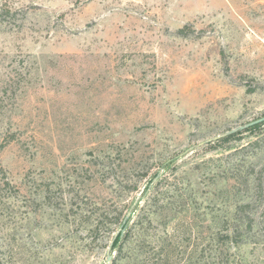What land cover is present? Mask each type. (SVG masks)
<instances>
[{
	"label": "rangeland",
	"instance_id": "obj_1",
	"mask_svg": "<svg viewBox=\"0 0 264 264\" xmlns=\"http://www.w3.org/2000/svg\"><path fill=\"white\" fill-rule=\"evenodd\" d=\"M3 6L0 264H105L135 200L111 264H264V123L203 143L264 116V0Z\"/></svg>",
	"mask_w": 264,
	"mask_h": 264
},
{
	"label": "trees",
	"instance_id": "obj_2",
	"mask_svg": "<svg viewBox=\"0 0 264 264\" xmlns=\"http://www.w3.org/2000/svg\"><path fill=\"white\" fill-rule=\"evenodd\" d=\"M16 12L17 11H11L8 7H5V6H3L2 8H0V19L1 20H14L15 18H16ZM264 123V122H263ZM255 126V125H254ZM251 127H253V126H251ZM247 129V128H246ZM239 132H241V131H239ZM239 132H236V133H239ZM236 133H234V134H231V135H228V136H225V137H223V138H220V139H217V141L215 142V143H220V142H223V141H226V140H228V139H230V138H233L234 136H235V134ZM108 156L106 157V159H105V163H107V164H110L111 166H116L117 167V165L120 163L119 161L117 162V160H116V158H115V155H113V154H107ZM130 156H131V158L132 157H134V152H133V154H129ZM104 159V158H103ZM116 162H117V164H116ZM159 173V171L158 172H156V173H154V175H153V177L151 178V180H150V182H149V184L151 183V181H152V179L156 176V174H158ZM146 175V174H145ZM94 179H95V176H93L91 179H90V181L91 180H93L94 181ZM160 181H161V178L159 177L158 179H157V181L155 182V183H153L152 185H151V188H150V190H149V193H148V195H145V199L146 200H150L151 199V196H150V193H151V190L153 189V188H156L157 187V185L160 183ZM258 184V188L260 189V191H259V193H260V197H263V185H262V181H261V178H259V180H258V182H257ZM130 187V186H129ZM147 187H148V185L145 187L146 188V190H147ZM131 188H137V186L135 185H132L131 186ZM49 190H48V193H46L45 195H46V198H47V200H51V196H50V194H49ZM147 194V193H146ZM86 196H87V199H88V197H89V199H90V196H88L87 194H86ZM46 198H45V200H46ZM88 199V201L87 202H85V205L86 206H84V207H79V209H78V211L76 212V214H79L78 216H82V215H85L83 218H82V220L81 221H83V223L85 224V225H87L88 227H89V225H88V223H90V221H91V219L94 217V215H96L97 214V210H98V201H97V198L96 197H94L93 198V200H89ZM139 202V201H138ZM138 202L136 203V205H135V207H134V209H133V213H132V216H133V214H134V212H135V210H136V208H137V206H138ZM153 203V202H152ZM130 205L131 204H128V205H123L122 207H121V209H119L118 211V213H116L115 214V216H114V219H113V223H114V228L112 229V230H110L109 231V239L111 240V238H112V236H113V234H114V232L117 230V228H118V226L120 225V223H121V221H122V219H123V217H124V215H125V213L127 212V210L129 209V207H130ZM250 204H243V205H241L240 207H239V209L242 211V212H246V209H250ZM87 215V216H86ZM131 216V217H132ZM131 217H130V219H131ZM96 220L98 219V217L97 218H95ZM130 219H129V221H130ZM252 221H253V218L252 217H250L249 215H247V229H249V230H251V226H252ZM96 223V224H95ZM93 225H94V227L95 226H97V222H95ZM91 229V228H90ZM129 235H130V227L127 225V228H126V231H125V233H124V235L122 236V237H117L116 239H115V241H114V244H113V247H112V251H114L115 249L117 250L116 251V256H113V260H114V262L116 261V259H118L119 257H120V252L122 251V248H123V245H124V243H125V241L129 238ZM234 237H236V239H240V234H237V232L235 233V236ZM107 246H108V243L106 244V248H107ZM106 253V252H105Z\"/></svg>",
	"mask_w": 264,
	"mask_h": 264
},
{
	"label": "water",
	"instance_id": "obj_3",
	"mask_svg": "<svg viewBox=\"0 0 264 264\" xmlns=\"http://www.w3.org/2000/svg\"><path fill=\"white\" fill-rule=\"evenodd\" d=\"M262 122H264V116H262V117H260V118H257V119H255V120H252V121H250V122H247V123H245V124H243V125H240V126H238V127H235V128L230 129V130H227V131H225V132L222 133V134H219V135H217V136H215V137H212V138H210V139L204 141L203 143H208V142H210V141H214V140H216V139H219V138H222V137H225V136H228V135L234 134V133H236V132L242 131V130H244V129H246V128H249V127H251V126H254V125L259 124V123H262ZM190 149H192V147H191ZM159 175H160V173L156 174V176L152 179L151 183L148 185L147 190L150 189L151 185L157 181ZM147 190H146V191H147ZM136 203H137V200H135V201L130 205V207H129V209L127 210V212L125 213V215H124V217H123V219H122L120 225L118 226L117 230L114 232V234H113L111 240L109 241L108 246H107V248H106V259H105V264H111V260H112V258H113L112 247H113L114 241H115V239H116L118 236H119V237H122V236L124 235V233H125V231H126V228H127V225H128V222H129V219H130V217H131V215H132V213H133V209H134Z\"/></svg>",
	"mask_w": 264,
	"mask_h": 264
}]
</instances>
